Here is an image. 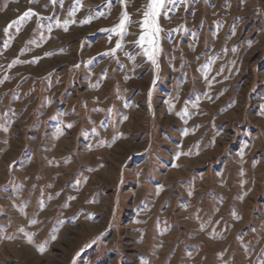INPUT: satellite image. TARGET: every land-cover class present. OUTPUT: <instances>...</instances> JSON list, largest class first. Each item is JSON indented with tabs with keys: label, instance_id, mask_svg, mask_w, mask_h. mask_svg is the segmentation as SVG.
Instances as JSON below:
<instances>
[{
	"label": "rangeland",
	"instance_id": "1",
	"mask_svg": "<svg viewBox=\"0 0 264 264\" xmlns=\"http://www.w3.org/2000/svg\"><path fill=\"white\" fill-rule=\"evenodd\" d=\"M149 2L0 0V264H264V0Z\"/></svg>",
	"mask_w": 264,
	"mask_h": 264
},
{
	"label": "snow or ice",
	"instance_id": "2",
	"mask_svg": "<svg viewBox=\"0 0 264 264\" xmlns=\"http://www.w3.org/2000/svg\"><path fill=\"white\" fill-rule=\"evenodd\" d=\"M165 2L166 0H150L149 4L147 5V10L144 11L143 13L144 19L141 22L142 25H144L145 28L147 29V35L142 34L139 37V41L140 42L146 41L148 45L150 46L149 48H146L144 51H145V55L147 56V58L151 60L153 64L156 63L155 54L156 52L159 51L156 40L154 39L155 37H158V34L160 32V28L157 24V17L159 16L160 10L164 6ZM32 14L33 13H31V11L29 10V11H26L23 14V16L28 17ZM127 20H128V17L125 14L122 17L120 24L117 26V29L123 31L125 22ZM11 26H12L11 24L8 25V27H11ZM117 29H113V30L115 31ZM119 47H120V44L117 43V48Z\"/></svg>",
	"mask_w": 264,
	"mask_h": 264
}]
</instances>
